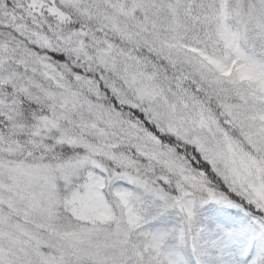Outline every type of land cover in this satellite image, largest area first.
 <instances>
[{
	"label": "snow or ice",
	"instance_id": "6c2138e0",
	"mask_svg": "<svg viewBox=\"0 0 264 264\" xmlns=\"http://www.w3.org/2000/svg\"><path fill=\"white\" fill-rule=\"evenodd\" d=\"M0 264H264V0H0Z\"/></svg>",
	"mask_w": 264,
	"mask_h": 264
}]
</instances>
